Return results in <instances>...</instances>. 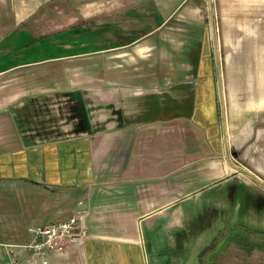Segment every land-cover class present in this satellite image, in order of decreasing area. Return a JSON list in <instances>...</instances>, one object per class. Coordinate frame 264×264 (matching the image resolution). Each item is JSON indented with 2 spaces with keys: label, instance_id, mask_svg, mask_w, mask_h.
<instances>
[{
  "label": "crops",
  "instance_id": "0c3cea01",
  "mask_svg": "<svg viewBox=\"0 0 264 264\" xmlns=\"http://www.w3.org/2000/svg\"><path fill=\"white\" fill-rule=\"evenodd\" d=\"M151 1L161 25L179 16L191 30L192 48L184 54L197 65L196 84L187 96L189 115L183 118L189 129L180 128V104L175 106L176 92L189 84L153 92L163 95V104L172 100L167 109L173 117L153 123L139 118L144 105L143 94L132 91L139 90L136 85L102 83L89 91L71 84L68 91L61 89L60 80L48 88H31L36 76L27 68L49 59L15 55L18 39L27 38L25 45H30L31 38L60 36L79 27L69 25L77 18L70 15V2L61 5L64 0H0V236L5 238L0 264H10L3 245L28 240L25 224L66 219L81 201L89 209L87 237L68 245L63 254L50 255L48 264H157L163 254L172 253L148 247L158 230L177 237L171 249L179 253L197 223H206L196 214L194 219L185 216L182 224L178 213H166L190 194L183 193L188 184L181 183V176L200 181L201 187L226 182L232 197L241 185H258L264 193V120L252 114L264 109V0ZM131 6L133 0H91L75 11L83 20L92 17L97 27L106 17H111L107 24L116 26L113 15L126 14ZM53 12L66 13V18L53 22ZM145 41L116 46L108 57L109 70L117 71V62L140 61L151 48ZM218 61L225 63L227 75L221 87L214 83ZM30 93L38 94L34 107L64 112L58 116V111L48 128L46 118L41 124L33 119L20 132L15 118L24 113ZM83 100L88 112H83ZM163 218L169 219L160 227Z\"/></svg>",
  "mask_w": 264,
  "mask_h": 264
},
{
  "label": "rangeland",
  "instance_id": "374dc122",
  "mask_svg": "<svg viewBox=\"0 0 264 264\" xmlns=\"http://www.w3.org/2000/svg\"><path fill=\"white\" fill-rule=\"evenodd\" d=\"M64 1L61 5L64 6L63 3L70 2L69 7L73 8L70 15L77 18L73 23L74 25L69 24L70 27H79L68 28V33H60V36L51 34L35 39L31 38L30 45H25L27 38H20L24 36V33L19 36L20 39H18L15 55L20 54V57L24 58L29 54V58H37L38 60L49 59L39 65H32L27 68L36 76L30 82V87L48 88L51 85L58 84L60 80L61 89L68 91L71 84L78 85L89 91L97 84L100 85L102 83L105 85L116 83L120 86L130 87V89L136 85L139 90L133 89L132 91L143 94L141 99L144 106H148L149 102L153 100L159 102L160 106L163 105L160 113L155 116L149 115L150 117L154 116L149 120V123L171 120L173 117L167 108L171 106L172 100L170 99L168 102L165 100V104H163L161 99L163 95L153 92L173 85L196 84L194 71L197 61L186 60L188 55L184 54L192 48V42L189 39L191 30L186 25V21L179 19V16H175L167 24L161 25L162 19L158 16L151 0L147 2H143L144 0H133V6L126 14L118 13L113 15V18L116 17L118 20L116 26L110 23L107 24L106 22H109L108 20L111 17H106L105 23L97 27L92 21V17H86L87 19L83 20L80 18L78 11H75L78 5H84L87 2L89 4L91 0H83L84 2L82 0ZM136 2H142V4H136ZM88 13L90 16L92 15L91 8ZM51 16L53 18L52 21L57 23L61 18H66V13L61 15L53 12ZM124 16H127V19ZM103 19L101 18V21ZM69 22L72 21L69 20ZM18 31L22 32L24 28H20ZM54 37L61 38L53 40ZM144 37L146 39L145 44L151 47L146 52L148 53L147 55L143 56L140 61L135 60L127 64L115 62L117 71L109 70L108 57L116 46H122L124 43H130ZM179 51L180 54L176 55ZM24 52L28 53L23 54ZM14 59L17 60L16 58ZM212 65L214 72L215 63L212 62ZM217 65L219 77L217 78L214 75V83L217 80L221 87L226 84L225 63L218 61ZM42 73H46V77H42ZM100 76L103 77L101 80L99 79ZM156 95H158L159 99L158 97H150ZM177 95H180L179 99H175V106L177 107L180 104L178 108L181 118L178 121L180 122V128L182 130L184 127L189 129L188 124L190 123L183 122V118L187 119L189 115L190 101L189 98H186L189 94ZM220 96V102L224 108L223 102L226 100L225 97L223 100L222 92H220ZM37 98L38 94L28 96L27 104L22 114L18 115L15 110H12L13 113L15 111L18 115L15 118V122L17 127L20 128V132L26 125L30 126L34 122L43 123L44 118H46L48 128L56 123L54 119L58 111V116L63 114L62 112L64 111L61 110V107H51L49 109L48 106L34 107V101ZM86 101L90 102V99L86 98ZM82 102L83 112H88L85 100ZM252 114L259 120H264V109L262 111H254ZM46 116H49V120H47ZM19 117L22 121H19ZM141 117H143L142 113L139 115V118ZM155 118L159 120L152 121ZM33 119L34 122L32 123ZM45 124L43 126L44 129H46ZM192 129L197 134H200L197 129ZM182 140L187 141L183 137ZM181 179V183L185 187V184H188L187 189L183 193L190 194L188 197L181 198L177 200V203L166 208V213L170 214L174 211L178 213L180 223H185V216L191 217L192 215L194 219L197 214L198 216H203L206 219V223L195 224L196 233L187 239L183 250L176 247L178 250H182L179 253H173L171 249L177 246V237L172 235L173 239H170L163 232V228L158 230L157 233L159 235L150 238L151 241L147 244L148 247L167 248L172 253L166 252L163 254V257H159L157 264H264L263 189H259L258 185L254 189L241 185L236 190V196L232 197L231 194L229 196L228 190L230 188L226 182L211 185L210 187H201L200 181L188 179L187 175L181 176ZM262 184L264 186V182ZM168 219H160L157 225L162 227ZM28 225L25 224V228ZM25 228L24 234L26 232ZM3 239L5 238L0 236V241H3ZM0 250L3 249L0 248ZM149 264H152L150 260Z\"/></svg>",
  "mask_w": 264,
  "mask_h": 264
},
{
  "label": "built area",
  "instance_id": "2783aa9c",
  "mask_svg": "<svg viewBox=\"0 0 264 264\" xmlns=\"http://www.w3.org/2000/svg\"><path fill=\"white\" fill-rule=\"evenodd\" d=\"M78 202V208L66 219L26 227L28 240L22 244L3 245L10 264H48L50 255L63 254L68 245L87 237L84 219L89 214L88 204Z\"/></svg>",
  "mask_w": 264,
  "mask_h": 264
},
{
  "label": "trees",
  "instance_id": "16d2710c",
  "mask_svg": "<svg viewBox=\"0 0 264 264\" xmlns=\"http://www.w3.org/2000/svg\"><path fill=\"white\" fill-rule=\"evenodd\" d=\"M150 97H158V96H150ZM159 99V97H158ZM162 111V105L160 106L159 102L153 100L152 102H149L148 106H144L143 112H142V121H149L151 118H153L155 115L160 113ZM149 115H154L153 117H150ZM159 120L158 118H155L152 121ZM151 121V122H152Z\"/></svg>",
  "mask_w": 264,
  "mask_h": 264
},
{
  "label": "flooded vegetation",
  "instance_id": "af4514ba",
  "mask_svg": "<svg viewBox=\"0 0 264 264\" xmlns=\"http://www.w3.org/2000/svg\"><path fill=\"white\" fill-rule=\"evenodd\" d=\"M193 86V85H192ZM192 86H191V84L189 85V87H186V88H184V87H182V88H180V89H178V91L176 92L177 94H184V95H186L187 93L189 94L190 92H191V90H192ZM187 91V92H186ZM188 98V97H187Z\"/></svg>",
  "mask_w": 264,
  "mask_h": 264
}]
</instances>
